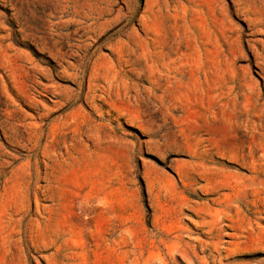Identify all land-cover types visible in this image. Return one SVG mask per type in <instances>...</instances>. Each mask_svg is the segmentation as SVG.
Segmentation results:
<instances>
[{
  "label": "rangeland",
  "instance_id": "rangeland-1",
  "mask_svg": "<svg viewBox=\"0 0 264 264\" xmlns=\"http://www.w3.org/2000/svg\"><path fill=\"white\" fill-rule=\"evenodd\" d=\"M0 264H264V0H0Z\"/></svg>",
  "mask_w": 264,
  "mask_h": 264
}]
</instances>
